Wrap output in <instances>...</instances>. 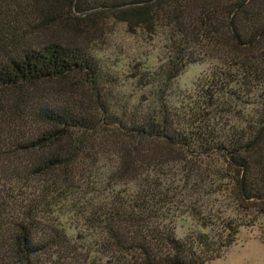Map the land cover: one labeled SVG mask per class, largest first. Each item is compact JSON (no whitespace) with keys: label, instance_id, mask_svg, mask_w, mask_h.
<instances>
[{"label":"trees","instance_id":"trees-1","mask_svg":"<svg viewBox=\"0 0 264 264\" xmlns=\"http://www.w3.org/2000/svg\"><path fill=\"white\" fill-rule=\"evenodd\" d=\"M106 16L130 30H152L157 18L168 17L183 37L172 69L217 63L199 99L181 112L164 105L145 112L110 91L116 78L87 47L18 41L37 18L34 30L66 21L91 27ZM3 38L9 51L0 52V264H46L48 251L64 247V234L44 217L74 193L103 197L88 200L83 213L101 229V248L114 264H206L242 226L264 217V0H0ZM52 94L75 97V105ZM247 97L261 110L238 130L229 115ZM117 142L104 188V176L93 179L96 166ZM178 154L222 157L230 167L210 168L215 188L208 193L230 191L242 217L209 214L203 227L210 232L179 238L170 209L178 203L176 210H193L201 187L174 177L169 168ZM112 182L124 188L111 191Z\"/></svg>","mask_w":264,"mask_h":264},{"label":"rangeland","instance_id":"rangeland-1","mask_svg":"<svg viewBox=\"0 0 264 264\" xmlns=\"http://www.w3.org/2000/svg\"><path fill=\"white\" fill-rule=\"evenodd\" d=\"M42 19H34L31 26L20 33L18 41L25 43L32 41L35 44L49 43L56 40L65 45L79 44L85 46L105 65V68L116 78L110 90L131 106H136L145 112H158L164 105L173 111H184L187 105L199 99L207 86L211 72L215 70L216 61L213 58L188 63L183 69L175 71L171 63L176 43L182 41V35L174 33L172 21L168 17L157 18L154 29L137 28L130 30L127 24L117 21L112 16H106L91 27H74L70 21L50 23L41 26L39 30L33 28ZM8 39L0 40V52L9 51ZM176 42V43H175ZM181 70V72H180ZM48 85L54 86V83ZM47 85V87H49ZM51 90H49L50 92ZM51 98L64 105H75V97L67 98L52 94ZM246 102H234V114L229 115V124L242 130L247 119H253L261 110L258 99L247 97ZM121 142V141H120ZM108 145L109 154H102L101 161L96 166V182L98 177L106 180L115 169L120 145ZM153 150L152 144L149 146ZM171 160V169L174 177L180 181L186 177L192 178V185L201 187L200 196L195 197L196 205L190 212L176 210L178 203L170 209L169 220L172 219L179 238H185L192 231L210 232L211 227L204 228L203 224L210 220L209 214L215 218L242 217L245 210H239L235 204L240 200L230 197V191L208 193L214 189L208 174L211 170H226L230 167L220 156L212 159H199L195 156H182ZM231 171L235 172L232 167ZM210 172V173H209ZM106 178V179H105ZM101 180V179H100ZM183 183V180L181 181ZM228 182V181H225ZM111 191L122 190L123 184L112 182ZM35 184L32 183V186ZM95 187V186H94ZM228 187V186H227ZM131 188V187H130ZM232 189V186L230 185ZM82 190V188H81ZM131 192V189H130ZM107 193V192H106ZM109 194V193H107ZM106 194V195H107ZM99 195V194H98ZM103 197L96 194H76L64 199L49 217H44V224L57 227L64 234V247H53L44 256L46 264H114L111 255L101 248L103 233L100 228L91 224L83 206L88 200ZM234 204V205H233ZM247 208V207H244ZM166 221V222H169ZM260 222L251 226H242L237 240L229 247L224 248L219 258L206 264H264V217ZM45 229L46 226H43ZM214 230V229H213Z\"/></svg>","mask_w":264,"mask_h":264}]
</instances>
